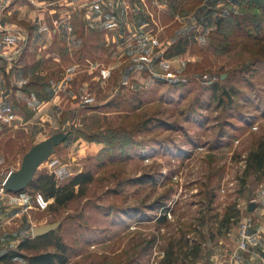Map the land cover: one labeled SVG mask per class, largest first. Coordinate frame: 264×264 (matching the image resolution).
I'll use <instances>...</instances> for the list:
<instances>
[{
	"label": "rangeland",
	"instance_id": "374dc122",
	"mask_svg": "<svg viewBox=\"0 0 264 264\" xmlns=\"http://www.w3.org/2000/svg\"><path fill=\"white\" fill-rule=\"evenodd\" d=\"M172 1L114 0L117 16L92 25L77 16L73 44L51 25L4 53L15 36L0 33L11 81L35 92L0 117V256L32 226L59 222L66 264H158L171 249L175 264H229L234 254L263 264L264 171L246 170V157L264 139V14L253 28L264 0ZM185 36V52L166 58ZM58 133L67 136L34 177L64 185L89 172L84 194L56 206L33 188L6 192L25 152ZM245 220L260 238L241 252Z\"/></svg>",
	"mask_w": 264,
	"mask_h": 264
},
{
	"label": "crops",
	"instance_id": "0c3cea01",
	"mask_svg": "<svg viewBox=\"0 0 264 264\" xmlns=\"http://www.w3.org/2000/svg\"><path fill=\"white\" fill-rule=\"evenodd\" d=\"M97 1L27 0L26 2V0H0V33L8 31V35H10L12 31L15 36V42H9L7 45L2 46V51L4 53L6 51H11L12 46H10V44L13 45L14 43L18 44L21 42L24 47H28L30 43H37V40L44 34V29L47 30L51 25H53L52 32L54 36H59L62 41H65L66 38L67 43L73 44L74 41L70 36L77 30L75 27V19H77V16H79V18L81 16L84 20V24L87 22L89 25H92L89 21L90 19L93 21L100 19L104 22L105 20H110L114 15L117 16V12L111 9L110 6L111 2L114 0H100L99 3H96ZM28 4L35 6L37 11L32 8L28 11ZM94 4L100 6L97 7L94 6ZM16 19H24L28 26L26 28H21L22 26ZM85 19H88V21L85 22ZM88 27L87 25L83 28L90 30ZM17 34L19 36H16ZM8 39L11 38L8 36ZM7 59H9V57ZM7 59L0 55V69H2V75H0V117L5 116V118H10V116H13L14 118V110L16 107L12 104L11 100H31L30 98L32 95L24 91L23 82L19 85L15 82L13 77L14 81H11V76H13L14 72L11 73L10 69L6 70V67L9 66L8 61L10 60ZM26 67L28 68V66H24L23 69L28 71ZM30 72L27 77H24L26 80L30 76ZM14 77H16V74H14ZM5 81L10 85H4ZM24 83H26L25 80ZM4 106H8L9 108H2ZM16 117H20V115L18 114ZM262 261L264 264V258H262Z\"/></svg>",
	"mask_w": 264,
	"mask_h": 264
},
{
	"label": "trees",
	"instance_id": "16d2710c",
	"mask_svg": "<svg viewBox=\"0 0 264 264\" xmlns=\"http://www.w3.org/2000/svg\"><path fill=\"white\" fill-rule=\"evenodd\" d=\"M174 2V0L172 1ZM260 12L257 16L258 20L253 25L254 30L259 31L260 16L264 14V2L257 6ZM237 26L240 23L237 22ZM189 40L188 37H181L176 42L171 44L165 51V57L169 58L185 52ZM32 82H28L23 87L28 94L35 92L30 90ZM254 169L256 172L264 171V139H260L255 148L249 151L246 157V170ZM92 181V176L89 172L75 174L68 183L58 185L54 174H41L34 177L26 188L40 190L46 199H52L56 206H65L69 201L84 194L86 186ZM22 192V191H21ZM52 247L53 251L48 249ZM15 258H22L25 264H66L67 256L65 253L64 244L54 236V232H48L38 237H27L21 240L14 250L0 256V261H11ZM177 256L172 249L166 253L158 264H175Z\"/></svg>",
	"mask_w": 264,
	"mask_h": 264
},
{
	"label": "water",
	"instance_id": "95a60500",
	"mask_svg": "<svg viewBox=\"0 0 264 264\" xmlns=\"http://www.w3.org/2000/svg\"><path fill=\"white\" fill-rule=\"evenodd\" d=\"M67 133L54 134L45 138L34 145L22 156L18 169L9 171L2 182V188L7 192L18 193L23 191L34 178L38 166L48 158L53 152L54 147L61 143ZM254 204L250 203L249 210L253 209ZM59 222L46 223L31 227V237H38L55 230Z\"/></svg>",
	"mask_w": 264,
	"mask_h": 264
},
{
	"label": "built area",
	"instance_id": "2783aa9c",
	"mask_svg": "<svg viewBox=\"0 0 264 264\" xmlns=\"http://www.w3.org/2000/svg\"><path fill=\"white\" fill-rule=\"evenodd\" d=\"M39 201L44 204L45 203L42 196L38 195ZM260 235L250 222V220H245L240 223L238 229V251L244 252L248 251L253 246L257 245L259 242ZM229 264H243L241 257L238 254H234L232 256V260Z\"/></svg>",
	"mask_w": 264,
	"mask_h": 264
}]
</instances>
